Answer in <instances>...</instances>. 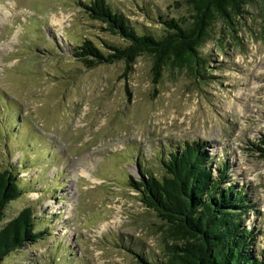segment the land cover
I'll list each match as a JSON object with an SVG mask.
<instances>
[{
  "label": "rangeland",
  "instance_id": "374dc122",
  "mask_svg": "<svg viewBox=\"0 0 264 264\" xmlns=\"http://www.w3.org/2000/svg\"><path fill=\"white\" fill-rule=\"evenodd\" d=\"M92 0H0V171L17 177L20 196L4 224L31 208L43 240L0 264L165 263L184 242L129 186L165 175L162 162L199 142L211 165L227 163L229 184L252 208L244 223L264 250V2L240 0L213 17L197 71L153 59L86 69L73 53L84 40L125 42L79 4ZM140 33L164 34L159 17L189 19L187 0H105ZM104 51V50H103Z\"/></svg>",
  "mask_w": 264,
  "mask_h": 264
},
{
  "label": "trees",
  "instance_id": "16d2710c",
  "mask_svg": "<svg viewBox=\"0 0 264 264\" xmlns=\"http://www.w3.org/2000/svg\"><path fill=\"white\" fill-rule=\"evenodd\" d=\"M264 2V0H262ZM192 8L189 19L159 17L164 34L157 38L138 32L105 0L79 4L92 19L104 24V30L125 42L118 46L105 41L98 48L84 40L75 48L73 56L86 69L121 62L124 75L132 70L137 58L152 57V83L158 84L163 65L173 62L189 71L199 72L194 65L204 66L198 55L202 43L209 36L215 15L228 18L240 0H187ZM254 148L264 158V136ZM211 157L199 142L184 143L162 162L165 175L160 179L146 174V179L133 181L129 186L140 196L142 204L162 218L176 236L183 239L174 247L165 263L147 260L133 251L140 264H264V250L255 254L252 245L256 230L244 223L249 198L242 188L229 184L227 163L211 165ZM21 194L17 177L10 170L0 171V262L27 244L44 239L48 230H36L31 208L22 209L13 219L3 223L6 207Z\"/></svg>",
  "mask_w": 264,
  "mask_h": 264
}]
</instances>
